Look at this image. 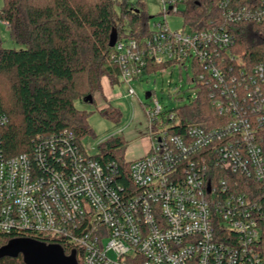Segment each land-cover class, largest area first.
<instances>
[{"label": "built area", "instance_id": "built-area-1", "mask_svg": "<svg viewBox=\"0 0 264 264\" xmlns=\"http://www.w3.org/2000/svg\"><path fill=\"white\" fill-rule=\"evenodd\" d=\"M159 1L162 20L149 19L144 43L116 40L110 55L132 99L150 65L184 71L186 90L167 83L175 107L142 104L147 154L128 162L124 185L116 163H99L70 137L36 138L29 154L11 157L0 147L1 237L60 242L82 264H264V0H213L218 20L180 30L165 19L185 0ZM237 23L259 27L256 63L236 52L228 27ZM200 91L218 123L178 131L175 110ZM234 175L259 190L239 191Z\"/></svg>", "mask_w": 264, "mask_h": 264}, {"label": "trees", "instance_id": "trees-1", "mask_svg": "<svg viewBox=\"0 0 264 264\" xmlns=\"http://www.w3.org/2000/svg\"><path fill=\"white\" fill-rule=\"evenodd\" d=\"M0 1V22L6 23L10 41L21 46L19 50L5 48L0 38V113L5 117L0 128L3 154L8 157L29 154L36 138L50 136L56 140L70 137L82 149L81 140L91 134L87 123L90 112L76 108L74 103H94L95 95H102L104 77L111 85L118 84L119 71L110 60L113 46L108 45L109 36L115 31L117 41L134 40L143 44L150 35L145 0ZM179 14L190 29H205L210 21L219 19L213 0H185L184 10ZM228 28L235 35L236 52H243L247 63H256L262 55L259 27L237 23ZM162 68L150 65L147 74ZM88 96L91 102H85ZM99 112L115 120L120 117L110 107ZM175 116L180 132L186 126L209 129L218 123V115L204 91L191 103L178 107ZM124 146L119 138L109 136L97 144L98 153L91 158L101 164L116 163L121 171L119 182L126 185L123 171L128 162L123 158ZM215 171L220 173L218 169ZM231 178L238 182L239 191L252 195L259 190L258 184L241 175ZM10 239L0 236V247ZM57 243L64 253L72 251ZM0 264L24 263L19 255L2 257Z\"/></svg>", "mask_w": 264, "mask_h": 264}, {"label": "rangeland", "instance_id": "rangeland-1", "mask_svg": "<svg viewBox=\"0 0 264 264\" xmlns=\"http://www.w3.org/2000/svg\"><path fill=\"white\" fill-rule=\"evenodd\" d=\"M146 12L149 15L150 22L161 21L162 15L161 4L159 0H145ZM1 6V1H0ZM165 21L170 30H180L186 27L180 14H168ZM0 38L5 48L21 49L12 43L9 39L7 27L0 22ZM179 72L174 69L172 74L166 72H155L153 74H145L139 81L133 83V88L137 98H124L125 87L117 84L112 90L108 92L109 98L104 101V89L102 95L96 94L94 103L85 104L75 102L74 105L78 109H84L90 112L87 123L91 129V134L81 140L82 149L88 156H93L98 153L97 144L107 139L109 136H115L124 143L123 158L126 162L134 161L140 157L134 158L139 155L144 149L146 154L150 149V137L146 126L144 106L152 100H157L163 107L170 109L175 107L178 103L172 95L177 93L174 89L173 82L177 83L176 86L179 91L186 90L185 74L181 71V76L178 78ZM171 85L168 86V82ZM179 86V87H178ZM152 92L150 99H145L146 92ZM182 94V92L180 93ZM110 107L120 113L118 120L112 117H106L99 111L103 108ZM145 154V155H146ZM76 260L78 264H82V258L77 255Z\"/></svg>", "mask_w": 264, "mask_h": 264}, {"label": "water", "instance_id": "water-1", "mask_svg": "<svg viewBox=\"0 0 264 264\" xmlns=\"http://www.w3.org/2000/svg\"><path fill=\"white\" fill-rule=\"evenodd\" d=\"M116 42V33L112 31L109 36V47ZM150 97V92L145 93V99ZM91 97L88 96L85 102ZM21 256L24 264H78L75 253L66 256L58 244H46L33 239L19 238L11 239L0 247V258Z\"/></svg>", "mask_w": 264, "mask_h": 264}, {"label": "crops", "instance_id": "crops-1", "mask_svg": "<svg viewBox=\"0 0 264 264\" xmlns=\"http://www.w3.org/2000/svg\"><path fill=\"white\" fill-rule=\"evenodd\" d=\"M101 86H102V89H104V93H105L104 96L103 95L102 96L104 98V101L107 102L106 99L109 98L108 92L110 90H112V88L117 86V85H115V86L111 85L110 82L108 81V79L104 77V78H102ZM124 98H127L125 96V94H124ZM145 152H146V150L144 149L139 155L134 156V158H137V157H140V156L141 157L144 156L146 154Z\"/></svg>", "mask_w": 264, "mask_h": 264}, {"label": "flooded vegetation", "instance_id": "flooded-vegetation-1", "mask_svg": "<svg viewBox=\"0 0 264 264\" xmlns=\"http://www.w3.org/2000/svg\"><path fill=\"white\" fill-rule=\"evenodd\" d=\"M66 256H68V254L67 253H64Z\"/></svg>", "mask_w": 264, "mask_h": 264}]
</instances>
